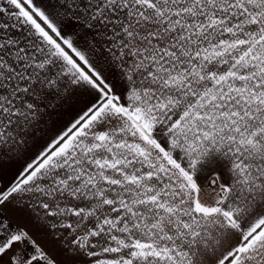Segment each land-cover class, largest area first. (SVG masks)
I'll return each mask as SVG.
<instances>
[{"label": "snow or ice", "instance_id": "obj_1", "mask_svg": "<svg viewBox=\"0 0 264 264\" xmlns=\"http://www.w3.org/2000/svg\"><path fill=\"white\" fill-rule=\"evenodd\" d=\"M36 145L0 264H264V0H0V166Z\"/></svg>", "mask_w": 264, "mask_h": 264}, {"label": "crops", "instance_id": "obj_2", "mask_svg": "<svg viewBox=\"0 0 264 264\" xmlns=\"http://www.w3.org/2000/svg\"><path fill=\"white\" fill-rule=\"evenodd\" d=\"M39 145H36L32 152L28 153V155L25 157L24 160H14L10 163H6L0 167H2V174H3V180L5 183H10L11 180L15 178L16 175L19 174V171L22 170L24 164L26 161L35 153V151L38 149ZM222 166L220 163L215 164L214 166H209V168L206 171V174L201 177L202 181H207L211 175L215 172H221ZM7 186V185H6ZM43 243L49 247V250L54 254L58 255V249L53 241H50L49 239L45 238Z\"/></svg>", "mask_w": 264, "mask_h": 264}]
</instances>
